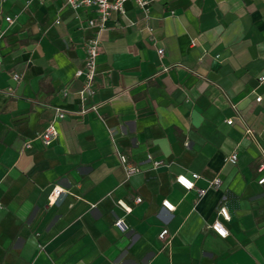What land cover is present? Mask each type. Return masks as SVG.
Segmentation results:
<instances>
[{
  "label": "crops",
  "instance_id": "obj_1",
  "mask_svg": "<svg viewBox=\"0 0 264 264\" xmlns=\"http://www.w3.org/2000/svg\"><path fill=\"white\" fill-rule=\"evenodd\" d=\"M125 7L101 30L88 100L97 108L82 113L75 72L96 11L3 4L0 264H264V0H152L148 15ZM51 123L59 135L46 146ZM120 154L141 171L127 177ZM194 173L196 189L176 181Z\"/></svg>",
  "mask_w": 264,
  "mask_h": 264
},
{
  "label": "built area",
  "instance_id": "obj_2",
  "mask_svg": "<svg viewBox=\"0 0 264 264\" xmlns=\"http://www.w3.org/2000/svg\"><path fill=\"white\" fill-rule=\"evenodd\" d=\"M7 0H0V12H2L3 4ZM67 4L74 10L79 8H93L97 17L90 18L88 20V25L91 28H95L96 31L87 39L86 41V58L85 64L83 67L78 68L75 72L76 77L83 79V87L78 91L79 101H80V112L87 113L90 110L97 108L96 104H88V100L95 94L96 90L94 88V81L97 74V57L100 53V43H101V30L106 26V22L110 18L113 12H120L124 14L126 12V3L133 2L135 3L146 15H148L152 0H66ZM5 19L9 23H13L15 18L10 15H6ZM60 20H57L59 23ZM153 30L152 28H150ZM194 43V42H193ZM159 54L164 55V48L159 49ZM2 67V60L0 58V68ZM13 78L19 80L21 75L19 73H14ZM261 81L264 80V76H260ZM13 88H8V93L13 95ZM261 96L257 97V100H261ZM55 117L56 119H62L66 116V111L61 107L55 106ZM228 123H232L233 119H228ZM250 132V130H248ZM59 132L54 123H51L47 128L40 134V139L44 145H52L58 138ZM27 147L31 146V143L26 144ZM264 155V149L262 150ZM120 159L124 165L127 177L141 171V167L132 162L129 157L125 154H120ZM238 161V153L236 151L232 152L227 157V162L235 164ZM161 160L155 159L154 165H160ZM258 171L261 174L259 178V183H264V157L260 165L258 166ZM200 177L198 173H194L193 177H188L185 174H179L176 177V181L182 185L187 190L196 189V180ZM222 184V179L220 176H216L210 180L211 186H220ZM55 195L58 197L61 194V190L58 187L54 188ZM198 195L202 196L206 192L205 189H197ZM141 197L137 198V201L140 202ZM163 205L168 210H174L175 206L170 203L168 200H164ZM218 214L225 219H230V213L226 205L220 206ZM115 225L123 232L129 229L128 223L124 218H117ZM212 228L222 237H226L229 233L227 228L219 220H216L212 224ZM168 233V229H163L159 236L160 238H165Z\"/></svg>",
  "mask_w": 264,
  "mask_h": 264
}]
</instances>
